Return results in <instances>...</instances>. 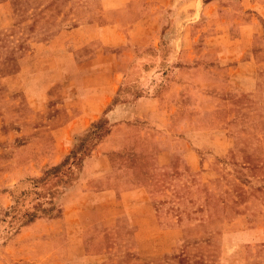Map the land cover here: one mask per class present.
I'll use <instances>...</instances> for the list:
<instances>
[{"label":"rangeland","instance_id":"rangeland-1","mask_svg":"<svg viewBox=\"0 0 264 264\" xmlns=\"http://www.w3.org/2000/svg\"><path fill=\"white\" fill-rule=\"evenodd\" d=\"M159 1L161 13L149 21L156 36L132 38L135 46L145 47L129 64H166L171 49L187 51L193 33L206 29L213 37L235 17L243 22L251 19L253 11L264 14V7L258 5L260 0ZM31 8V0H0V192L7 198L6 206L0 203V264H193L186 258V240H197L207 233L210 239L216 238L215 243L225 244L218 245L220 251L211 249L209 261L198 259L194 264H239L238 257L250 247L249 240L257 234L264 238V228L256 227L257 222L262 223L261 215L238 218L241 201L235 197L236 192L246 195L250 177L259 176L257 186L264 187V74L257 92L243 96L242 113L246 117L241 121L235 117L219 131L189 134L198 144L201 160L210 157L213 161L209 168L205 166L195 186L200 193L205 192L204 203L214 210L209 216L215 215V219L185 212L188 207L183 199V180L175 181L177 196L163 199L156 191L122 196L102 190L97 176L84 165L111 124L123 118L119 108L130 96L137 95L139 72L126 74L109 108L75 133L69 149L56 164L38 173H22L31 153L21 146L31 133L52 119L44 112L58 95L69 94L74 87L80 94L76 99L67 97V101L93 104L85 96L92 88L84 78L89 77V64H57L56 51L49 52L41 45L46 38L31 34ZM200 37L196 39L200 41ZM155 41L158 50H154ZM223 42L230 43L226 39L211 42L210 58L237 49L226 43L229 47L219 50ZM70 78L79 79L78 84L59 89V82ZM223 129L231 130L235 146L208 156L207 145L220 144ZM202 201V196L198 197L195 205ZM175 206H185L176 214L183 227L173 225L170 208ZM34 222L28 235H23L22 228ZM191 222L195 224L191 226ZM21 234L35 242L34 252L28 257H12L4 247Z\"/></svg>","mask_w":264,"mask_h":264},{"label":"crops","instance_id":"crops-1","mask_svg":"<svg viewBox=\"0 0 264 264\" xmlns=\"http://www.w3.org/2000/svg\"><path fill=\"white\" fill-rule=\"evenodd\" d=\"M260 1L258 5L264 7V0ZM31 2V34L36 32V35L46 38L41 45L49 52L56 51L57 64H89V77L84 78L92 88L85 96L93 104L86 106L78 101H67V97L76 99L75 96L80 94L74 87H70L69 94L58 95L53 106L44 112L52 119L31 133L21 146L31 153V158L20 171L38 173L56 164L69 149L75 133L84 130L109 108L126 74L139 72L137 95L130 96L119 108L123 118L111 124L84 160V165L89 166L97 176L102 190L122 196L151 191L158 192L163 199L177 196L175 181L183 180L186 184L183 199L188 208H170L175 218L173 225L183 227L176 214L184 207L187 214L197 212L202 218L215 219V215L209 216L214 214V210L207 202L204 203L205 192L200 193L195 186L204 174L205 166L209 168L213 161L210 157L204 162L201 160L197 153L198 144L189 134L193 131H219L223 124L232 122L235 117L241 121L247 116L242 113L243 96L247 94L251 97L257 92L264 74V14L259 10L253 11L251 19L243 22L232 17L234 20L228 27L219 29L213 37L206 29L199 34L193 33L187 51L184 48L171 49L166 64H129L134 54L145 47L135 46L132 38L148 37L150 34L156 36L155 31L151 32L149 21L150 17L156 19L160 15L161 1ZM250 7H253L252 3ZM199 35L200 41L196 39ZM225 39L230 43L223 42L219 50L227 45L237 46L235 52H223L210 58L211 42L219 43ZM153 47L158 50L156 41ZM98 69L101 71H93ZM78 80H61L59 89L64 85H76ZM220 140V144L207 145L210 150L208 156L235 146V137L230 129H223ZM258 177H250L246 195L235 191V197H240L241 201L237 216L261 215L262 223L257 222L256 227L264 228V187L257 186ZM200 196L203 203L195 205ZM6 200V193L0 192L2 207L7 205ZM42 219L37 221L42 223L45 221ZM194 224L190 223L191 226ZM33 225L35 222L24 226L21 233L24 235L27 232L28 235ZM23 235L13 237L4 247L10 256L28 257L33 254L35 242L32 238H23ZM215 242L216 238L210 239L208 233L197 237V240H186V258L193 264L198 259L209 261L213 256L211 249L220 251L218 245L223 247L225 244ZM237 243L242 244L241 240ZM249 243L250 247L238 257V263L264 264V238H258L257 234Z\"/></svg>","mask_w":264,"mask_h":264},{"label":"trees","instance_id":"trees-1","mask_svg":"<svg viewBox=\"0 0 264 264\" xmlns=\"http://www.w3.org/2000/svg\"><path fill=\"white\" fill-rule=\"evenodd\" d=\"M63 159H64V160L66 159V155L63 157ZM55 166L57 167L58 165H55ZM55 166H54V167H55Z\"/></svg>","mask_w":264,"mask_h":264}]
</instances>
